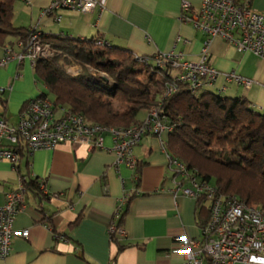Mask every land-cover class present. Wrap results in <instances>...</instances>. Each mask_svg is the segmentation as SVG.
Masks as SVG:
<instances>
[{"label": "crops", "instance_id": "0c3cea01", "mask_svg": "<svg viewBox=\"0 0 264 264\" xmlns=\"http://www.w3.org/2000/svg\"><path fill=\"white\" fill-rule=\"evenodd\" d=\"M183 1L98 0L90 13L63 9L43 15L52 0H17L13 23L36 27L46 36L100 38L134 55L153 56L175 49L185 59L198 60L206 36L180 20ZM187 1L195 9L201 5V0ZM250 4L264 14V0H250ZM58 15L60 20L56 19ZM209 53L215 69L222 73L236 71L255 82L246 90L221 76L215 88L199 93L217 92L223 85L226 90L222 95L244 96L256 111L264 112V59L239 52L221 37L212 39ZM9 86L10 90L0 92V118L15 124L27 100L43 93L30 61H13L0 69V88ZM147 114L148 110L141 111L138 119L143 120ZM168 137L147 134L135 148L141 163L138 183L133 170L125 165L116 167L115 152L92 149L85 142H65L23 158L20 170L46 180L51 195L42 198L29 191L26 206L14 222L16 232L28 230V235L15 236L11 254L0 259V264H184V255L172 251L176 237L185 234L199 238L209 211L204 201L199 206L196 199L173 193L175 186L162 144ZM104 142L111 148L112 135L105 134ZM19 184V172L9 161L0 160V205L6 193ZM126 194L131 199L116 220L126 230L121 250L112 242L109 226Z\"/></svg>", "mask_w": 264, "mask_h": 264}, {"label": "built area", "instance_id": "2783aa9c", "mask_svg": "<svg viewBox=\"0 0 264 264\" xmlns=\"http://www.w3.org/2000/svg\"><path fill=\"white\" fill-rule=\"evenodd\" d=\"M24 1L30 3V0ZM98 4V0H52L44 8L43 15H52L63 9L90 13ZM60 18V15L56 17L57 20ZM180 20L206 36L198 60L185 59L175 49L153 56L135 55L141 63L149 62L152 57L154 66L170 72L173 82L168 85L166 96L176 92L178 83L186 84L191 94L198 95L206 88H215L221 76L226 82L235 83L246 90L252 87L253 79L236 71L222 73L209 61V49L215 37L233 44L239 52H250L264 59V14L252 8L249 0H201L198 9L184 0ZM100 43L108 44L105 41ZM54 53L51 43L33 27L28 39H17L13 45L3 47L0 69L13 61L18 64L30 61L34 66L40 59L52 58ZM67 71L78 75L81 68L69 66ZM11 88L2 87L0 92ZM225 90L226 87L222 85L216 93L222 94ZM172 130L173 126L161 115L160 106L151 107L147 116L136 124L111 127L91 122L83 114L72 112L67 107H57L50 97L39 95L27 100L17 123L11 124L0 118V160L9 161L18 170L20 148L33 154L41 149H54L65 142H85L92 149L112 150L116 154V167L125 165L135 173L139 160L134 150L143 138L147 134L162 137ZM107 133L113 138L111 148L105 146L104 135ZM162 144L165 148L163 140ZM166 152L175 186L173 193L202 200L209 211L201 236H177L172 251L184 255V264H264V209L256 204L243 203L237 195L221 193L215 182L203 178L182 159ZM40 187L44 194L51 195L46 180H40ZM128 197L126 194L120 200L109 226L110 234H116L120 241L125 238L126 230L116 220L121 217ZM26 201L27 189L20 177L19 186L8 191L5 202L0 205V259L11 254L15 236L28 235V230H14L15 218L25 208ZM56 236L65 239L63 235Z\"/></svg>", "mask_w": 264, "mask_h": 264}, {"label": "trees", "instance_id": "16d2710c", "mask_svg": "<svg viewBox=\"0 0 264 264\" xmlns=\"http://www.w3.org/2000/svg\"><path fill=\"white\" fill-rule=\"evenodd\" d=\"M16 1L0 0V48L31 34V28L13 23ZM41 35L55 53L52 58L38 60L34 69L57 107L81 113L91 122L129 127L140 121L141 111L160 106L161 115L173 126L165 143L168 153L203 178H214L221 193L237 195L243 203L264 209V112L256 111L246 97L214 91L193 95L184 83H178L176 92L166 96L172 75L154 66L152 57L141 63L129 49L100 38ZM69 66L80 67V73H68ZM20 156L21 162L31 154L20 148ZM20 162L17 171L27 194L33 191L49 197L41 190L40 180L30 171L20 170ZM140 167L139 162L137 183ZM197 201L201 206L203 201ZM111 240L124 248L116 234H111Z\"/></svg>", "mask_w": 264, "mask_h": 264}, {"label": "rangeland", "instance_id": "374dc122", "mask_svg": "<svg viewBox=\"0 0 264 264\" xmlns=\"http://www.w3.org/2000/svg\"><path fill=\"white\" fill-rule=\"evenodd\" d=\"M15 9H16V7H15V5H14V11H15ZM16 25L24 26L23 24H21L20 21H17V22H16ZM12 41H14V39H13ZM36 78H37L38 83H39V85H40V92L46 93V94L49 95V97H50L51 99H54V98H53V95L49 92L48 88L46 87V85L44 84V82L42 81V79H41L37 74H36ZM212 182H215V179H214V178L212 179Z\"/></svg>", "mask_w": 264, "mask_h": 264}]
</instances>
